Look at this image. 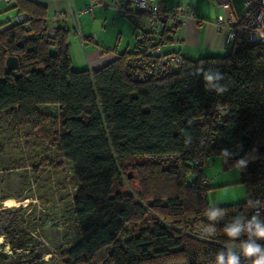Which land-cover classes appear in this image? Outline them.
<instances>
[{
    "label": "trees",
    "instance_id": "1",
    "mask_svg": "<svg viewBox=\"0 0 264 264\" xmlns=\"http://www.w3.org/2000/svg\"><path fill=\"white\" fill-rule=\"evenodd\" d=\"M20 11L27 21L0 25V113L36 118L39 106L57 108V149L77 185L71 202L80 236L61 264H215L217 253L228 251L221 243L240 246L246 237L232 240L223 228L237 215L249 218L248 196L218 206L229 221H212L216 231L206 233L210 183H201L204 167L194 163L229 150L226 161L222 156L226 166L246 160L239 182L249 193L264 166V42L181 57L178 67L157 77L148 73L149 51L170 41L176 27L158 35L138 28L131 51L98 69L74 70L67 32L55 29L48 37L42 12ZM8 56L16 58L15 69L5 68ZM209 71L223 76L226 92L206 86ZM208 131L214 137L207 151ZM145 156L171 164H133ZM129 166L139 178L136 194L122 190ZM139 224L149 225L128 229Z\"/></svg>",
    "mask_w": 264,
    "mask_h": 264
},
{
    "label": "rangeland",
    "instance_id": "2",
    "mask_svg": "<svg viewBox=\"0 0 264 264\" xmlns=\"http://www.w3.org/2000/svg\"><path fill=\"white\" fill-rule=\"evenodd\" d=\"M38 111L36 118L0 113V253L5 256L0 264H61L65 258L62 253L80 238L71 202L77 185L70 163L57 149L58 111L52 105L39 106ZM153 160H159L163 167L171 164L170 158L148 156L133 164ZM128 172L131 177L122 190L136 194L139 178L132 166L125 169V174ZM203 174L210 182V207L246 201L247 188L239 182L237 164L226 166L221 155L213 154ZM7 199L12 205H5ZM147 225L128 229L137 233Z\"/></svg>",
    "mask_w": 264,
    "mask_h": 264
},
{
    "label": "crops",
    "instance_id": "3",
    "mask_svg": "<svg viewBox=\"0 0 264 264\" xmlns=\"http://www.w3.org/2000/svg\"><path fill=\"white\" fill-rule=\"evenodd\" d=\"M94 1L93 5H90ZM108 0H0V25L14 23L20 9L40 11L51 27L66 31V41L71 66L74 70L98 69L111 62L118 54L131 51L134 31L146 29L148 16L132 7L125 14L103 4ZM161 6L187 5L196 11L197 19H188L178 25L170 41L162 44L161 51L177 52L184 59L222 55L228 50L224 33L219 32L213 21L220 12L215 0H152ZM243 0H233L236 10ZM91 6L90 12L84 7ZM70 10L77 11L75 17ZM94 35L96 42L89 37ZM80 36L84 39L81 43ZM13 197L5 195L4 198ZM4 198L2 200H4ZM230 205L218 203L216 207ZM5 208V207H1Z\"/></svg>",
    "mask_w": 264,
    "mask_h": 264
},
{
    "label": "built area",
    "instance_id": "4",
    "mask_svg": "<svg viewBox=\"0 0 264 264\" xmlns=\"http://www.w3.org/2000/svg\"><path fill=\"white\" fill-rule=\"evenodd\" d=\"M215 2L220 8V12L216 15L213 23L219 32L224 33V41L229 48L246 43L264 42V0H243L239 10H236L234 7L233 0H215ZM93 4L94 1H91L90 5ZM103 5L116 10L119 14H125L128 7L144 12L148 16V29L157 35L163 34L169 28L183 24L188 19H197L196 11L187 5L166 7L152 0H108ZM82 11L90 12L91 6L84 7ZM68 14L75 17L77 11L70 10ZM27 20L28 16L23 14H18L16 18L17 22H25ZM41 29L44 30L48 37H52L55 33V28L47 25L46 21L41 25ZM89 39L92 42H96L94 35H91ZM83 40L82 36H80L81 43ZM162 43H159V45H156L149 51L153 53V57L150 56L146 63L148 73L157 77L169 74L171 70L178 67L181 63V56L178 53L161 52L160 47ZM216 111L217 115L221 114L219 109ZM213 137L214 135L209 131L204 134L205 141L203 144L207 151ZM204 156L201 155L197 158L194 164H202L203 167L207 165V158ZM254 181L248 193L247 204L249 205V202H255L261 205V207L256 209L248 206L249 218L259 210L261 218L264 219V166L257 173ZM201 183L206 185L210 182L206 177H202ZM227 216L228 213H224L223 218L218 222L222 224L227 223L229 221ZM210 225H213L212 221L209 222L206 233H210L208 231ZM204 228L202 227V229ZM260 242L264 243V241ZM221 245L226 249L227 247H232V250L236 252L240 248L239 245H231L229 243H221ZM244 264H250V261L246 258Z\"/></svg>",
    "mask_w": 264,
    "mask_h": 264
},
{
    "label": "clouds",
    "instance_id": "5",
    "mask_svg": "<svg viewBox=\"0 0 264 264\" xmlns=\"http://www.w3.org/2000/svg\"><path fill=\"white\" fill-rule=\"evenodd\" d=\"M201 71H203L201 69ZM206 86L214 89L218 94H223L227 88L219 82L223 76L219 72L209 71L204 73ZM222 156L227 158L231 155L229 150L221 151ZM240 169L246 166V160L240 159L236 162ZM249 207L259 209L261 205L255 202H249ZM210 221L217 222L223 218L224 212L219 207H211L206 211ZM244 215H237L232 220L225 224L223 232L232 240H239L241 236L246 237L240 244L239 251H233L232 247H227L228 251H220L215 258V264H241V257H245L250 261V264H264V219L261 218V213L257 210L250 218ZM208 231L212 234L216 229L214 224L209 226Z\"/></svg>",
    "mask_w": 264,
    "mask_h": 264
},
{
    "label": "water",
    "instance_id": "6",
    "mask_svg": "<svg viewBox=\"0 0 264 264\" xmlns=\"http://www.w3.org/2000/svg\"><path fill=\"white\" fill-rule=\"evenodd\" d=\"M16 66H17V60H16L15 57L8 56V57L5 59V68H6L7 70L15 69Z\"/></svg>",
    "mask_w": 264,
    "mask_h": 264
},
{
    "label": "bare ground",
    "instance_id": "7",
    "mask_svg": "<svg viewBox=\"0 0 264 264\" xmlns=\"http://www.w3.org/2000/svg\"><path fill=\"white\" fill-rule=\"evenodd\" d=\"M12 200L11 199H7V200H5V205H7V206H9V205H12Z\"/></svg>",
    "mask_w": 264,
    "mask_h": 264
}]
</instances>
